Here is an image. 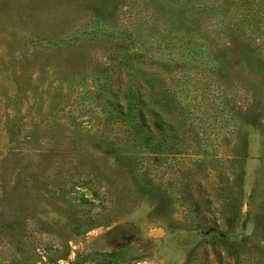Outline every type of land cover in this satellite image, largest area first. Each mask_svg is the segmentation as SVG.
<instances>
[{
  "label": "rangeland",
  "instance_id": "obj_1",
  "mask_svg": "<svg viewBox=\"0 0 264 264\" xmlns=\"http://www.w3.org/2000/svg\"><path fill=\"white\" fill-rule=\"evenodd\" d=\"M0 264H264V0H0Z\"/></svg>",
  "mask_w": 264,
  "mask_h": 264
}]
</instances>
